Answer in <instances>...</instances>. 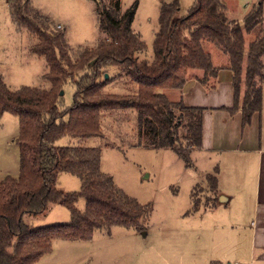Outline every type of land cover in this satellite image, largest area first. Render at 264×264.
<instances>
[{"label":"trees","instance_id":"trees-1","mask_svg":"<svg viewBox=\"0 0 264 264\" xmlns=\"http://www.w3.org/2000/svg\"><path fill=\"white\" fill-rule=\"evenodd\" d=\"M93 1L106 35L95 47L79 50L73 59L64 29L56 28L32 0H9L14 21L37 37L31 50L45 58L48 72L44 78L51 87L23 85L11 90L0 74V115L10 112L20 121L16 139L20 145L19 174L0 175V264H34L52 250L57 239L89 240L96 231L109 232L118 225L144 228L145 207L126 194L111 174L102 171L100 147L56 142L64 136L104 137L105 117L116 120L120 113L132 110L138 122L137 145L173 149L190 163L193 150L203 146L205 108L187 105L181 90L195 69L203 71L195 77L206 88L215 87L222 68L214 63L206 42L229 55L226 66L233 72L235 105L226 109L232 114L240 111L246 126L263 108L264 29L248 45L245 33L263 24L264 0L253 3L243 22L228 17L222 0H196L180 17L179 0L163 2L152 59L140 58L147 55L148 46L132 26L137 1L125 11L121 0ZM111 69L131 77L137 84L136 92H104L110 79L103 77ZM69 81L76 88L73 104L65 106L61 91ZM169 90H179V98H170ZM61 171L78 175L81 191L61 190ZM217 172L207 175L210 193L203 195L206 207L217 203ZM200 186L191 194L193 212L202 201L196 192ZM81 197L86 199L84 210L77 206ZM55 203L70 208L69 223L32 226L25 221L26 215H41Z\"/></svg>","mask_w":264,"mask_h":264},{"label":"rangeland","instance_id":"rangeland-1","mask_svg":"<svg viewBox=\"0 0 264 264\" xmlns=\"http://www.w3.org/2000/svg\"><path fill=\"white\" fill-rule=\"evenodd\" d=\"M135 1L138 2V8L132 26L142 34L148 46L147 55H140V58L152 59L162 3L174 0H121L122 11ZM195 1L179 0L177 17L186 14ZM224 1L228 5L229 17L243 22L257 0ZM32 3L51 18L56 28L63 30L58 24L65 26L73 59L78 57L79 50L95 47L106 35L99 26L93 0H32ZM245 39L248 45L249 37L246 35ZM36 41L34 34L19 27L14 21L9 0H0V74L11 90H17L23 85L47 89L51 87V82L44 78L48 72L45 58L31 50ZM205 45L207 49L209 45L214 46L209 42ZM116 70L111 69L110 74L107 72L110 77L104 74L103 78L110 80L103 91L116 94L136 92L137 84L131 77ZM262 86L264 117V81ZM242 87L245 90V76ZM75 88L72 81L65 84V106L73 104ZM172 96L176 98L177 93ZM19 130L18 116L10 112L0 115L1 176L19 174L20 145L16 141ZM137 130L136 114L131 110L120 113L116 120L110 116L105 117L104 137L64 136L56 144L100 147L102 171L111 174L126 194L136 198L145 207L142 218L144 228L139 230L118 225L109 232L96 231L89 240L57 239L52 250L34 264H228L229 261L234 263L236 259L243 260L249 255L253 203L249 194L243 205L236 199L223 210H214L209 206L204 210L206 205L203 195L210 193L207 174L215 173V167L219 165L224 183L230 186L235 170L227 164L229 159L217 152L207 154L194 150L191 162L188 163L173 149L137 145ZM252 183L251 176L245 183L249 193ZM199 184L203 187H198L196 192L202 201L197 207L198 211L193 212L191 194ZM58 187L66 193L81 191L82 179L78 175L61 171ZM228 188L240 192L238 188ZM85 204V197L77 202L82 210ZM71 219L70 208L62 203L51 205L41 215L25 216V221L32 226L69 223ZM254 264L263 262L255 260Z\"/></svg>","mask_w":264,"mask_h":264},{"label":"crops","instance_id":"crops-1","mask_svg":"<svg viewBox=\"0 0 264 264\" xmlns=\"http://www.w3.org/2000/svg\"><path fill=\"white\" fill-rule=\"evenodd\" d=\"M222 1L225 2L224 0ZM229 18L235 19L231 17ZM263 25L264 21L262 25L255 27L251 32L245 33L249 37V40H247L248 44L256 37V35H258V33H260ZM58 26L65 29V26L61 24H58ZM252 35L253 37H251ZM208 50L212 54L214 63L222 66L218 73L216 86L213 88H206L195 77L196 74H201L203 71L201 69H195L190 73L188 80L181 90V94L187 105L201 106L205 108L203 114V146L202 148L194 150L207 154L217 152V154L223 155L229 159L227 160V164L235 170L234 177L229 183L230 186H228V184L224 183L219 165L215 167L218 171V197L217 203L209 208L223 210L228 206H231L236 199L239 200L241 205H243L246 196L249 194L251 200H253V203H251L252 214L250 213L252 215L250 218V252L243 260L236 259L234 263L229 261L228 264H235L236 262L240 264H254L255 260H257L258 263L263 262L264 264L263 113L262 110L261 112H255L251 123L243 126L242 113L237 111L232 114L226 109L232 108L235 105L233 72L226 66L229 62V55L216 46L209 45ZM174 93H177L176 98H179V90H169V97L173 99L174 97L172 94ZM249 175L252 176L253 182L252 187L250 188V193L248 192L249 187L247 188V186H245L248 178L251 177ZM228 187L238 188V191L240 192L238 193L229 190ZM206 209L207 207L204 208V210ZM254 257L257 259H254ZM221 264L223 263L221 262Z\"/></svg>","mask_w":264,"mask_h":264},{"label":"water","instance_id":"water-1","mask_svg":"<svg viewBox=\"0 0 264 264\" xmlns=\"http://www.w3.org/2000/svg\"><path fill=\"white\" fill-rule=\"evenodd\" d=\"M106 76L109 77V74L106 73ZM61 94H64V90L61 91Z\"/></svg>","mask_w":264,"mask_h":264},{"label":"built area","instance_id":"built-area-1","mask_svg":"<svg viewBox=\"0 0 264 264\" xmlns=\"http://www.w3.org/2000/svg\"><path fill=\"white\" fill-rule=\"evenodd\" d=\"M59 26H60V25H59ZM235 264H240V263L236 262Z\"/></svg>","mask_w":264,"mask_h":264}]
</instances>
